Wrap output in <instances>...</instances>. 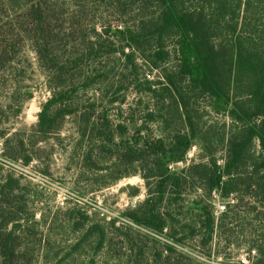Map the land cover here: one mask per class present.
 <instances>
[{
    "label": "rangeland",
    "instance_id": "374dc122",
    "mask_svg": "<svg viewBox=\"0 0 264 264\" xmlns=\"http://www.w3.org/2000/svg\"><path fill=\"white\" fill-rule=\"evenodd\" d=\"M29 1L0 0V41L11 33L13 29L9 28L10 25H16L17 17ZM57 3L63 5L62 28L67 32L63 43L65 55L70 57L73 51L72 56L74 53L83 56L76 68L72 64L74 58H71L67 79L77 90L78 99H82L83 110L89 109L85 102L90 99V102L95 101V116H101L107 110L113 127L118 123L126 127L122 133V143L130 147L126 155L132 159L139 155L140 150L147 151L141 145L149 138L163 136L166 139L171 132L182 131L181 126L175 127L171 121L157 124L143 119L148 98L137 93L142 95L143 100V105L137 106L138 96L130 84L133 67L125 63L122 54L104 53L98 57L91 54L92 47L88 48L91 41L96 39L93 33L95 24L107 28L123 25L134 28L138 17L137 7L132 6L130 0H50L56 13L54 7ZM189 5L194 9L202 3L194 0ZM204 14L213 23V28H218L212 35L214 45L231 48L239 38L246 48L257 51L264 58V0H216ZM71 30H79L73 38ZM74 40L77 41L75 49ZM7 43L20 55L17 65H12L9 78H2L0 69V103L7 102L6 93L10 94L14 90L22 96L29 94L30 98L25 100L19 117H15L11 110L5 117L0 116V119H8L9 124L5 127L22 136L29 134L37 123V115L50 93L28 40L20 42L13 39ZM165 47L173 52L175 39H166ZM124 52L128 53L129 49L125 48ZM175 61L172 54L162 70L173 72ZM136 64L139 68L138 80H158L156 73L149 72V65L138 56ZM15 68L18 72L13 75ZM10 79H14L13 86L5 91L1 84ZM243 85L235 87V93H240L241 87L244 89ZM244 95L236 96L243 98ZM116 98L122 100V104L119 100L109 106L108 101ZM197 109L194 116L197 120L195 144L184 161L169 163L172 176L196 161L200 153L217 161V165L222 168L228 133L237 130L226 106L217 108L212 100L202 99ZM92 143V164H89L85 158ZM92 143L89 134L80 140L72 124L67 123L58 138L50 137L39 142L36 148H27L23 157L34 158L27 166L22 160L12 162L4 159L0 143V193L3 191L0 196V236H6L17 226L12 246L15 255L13 264H155L152 254L161 251L163 244L183 254L182 258L177 257L180 264H264V220L257 219L249 225L251 216L241 211V215H246L248 220L244 225L234 223L229 226L231 234L227 238L224 228L218 226V218L223 213L217 216L214 212L215 204L219 202L228 209L237 204V199L239 201L241 198L244 205L250 203V198L243 194H230L223 198L219 191H214L215 195L220 193L219 196H214V192L211 194L209 199L214 234L209 245L204 246L199 237L200 231H205V222L201 223L205 217L199 219L197 215L202 213L199 204L208 198L198 182L187 180L180 187L175 184L172 186V179L170 186L165 189L162 204L157 208L165 215L166 221L162 234L158 235L126 217L147 198L153 201L151 204L159 199V179L153 178L151 174V170L156 167L155 155L145 152L138 160L130 162L119 159L123 154L119 149H113L112 152L103 150L110 146L98 136L92 138ZM136 143L141 144L137 146ZM12 146L15 147V144ZM259 156L261 151L254 141L247 152L245 167L240 169L245 173L242 176L245 177ZM253 205L257 207L255 213L262 214L264 219L261 206ZM103 230L106 240L98 248L100 232ZM193 230L198 233L194 238L191 237ZM152 239L159 244H155ZM253 243L258 244L262 251L255 249L256 252L251 253Z\"/></svg>",
    "mask_w": 264,
    "mask_h": 264
},
{
    "label": "trees",
    "instance_id": "16d2710c",
    "mask_svg": "<svg viewBox=\"0 0 264 264\" xmlns=\"http://www.w3.org/2000/svg\"><path fill=\"white\" fill-rule=\"evenodd\" d=\"M192 1L194 2V0H130L131 5L137 7L138 17L135 27L123 25L107 28L105 25L95 24L93 33L96 39L94 42L91 41V46L88 48L92 47L91 54L98 57L104 53L106 55L120 53L126 60L125 63L133 67L130 84L135 88V94L138 96L137 106L143 105L142 95L148 98L144 110L145 121L157 122V124L171 121L175 127H182V131L175 130L166 139L163 136L149 138L141 145L147 149L145 152L155 155L156 167L151 170V174L153 178L159 179L157 186L159 199L155 204H151L153 201L147 198L136 211L126 217L138 226L160 235L166 221L165 215L157 208L162 204L163 194L167 186H170L171 180L173 179L172 186L175 184L180 187L187 180L198 182L208 198L203 199L199 204L202 213L197 217L199 219L205 217L201 223L205 222L206 226L204 232L200 231L199 240L204 246H208L214 234V218L210 211L209 199L214 191H219L223 198H227L230 194H243L251 199L250 203L244 205L241 198L239 201L237 199V204L228 208L218 218V226L224 228L227 238L231 234L228 227L234 223L244 225L248 220L246 215L251 216L249 225L254 220H264L262 214L255 213L257 207L253 205L259 204L264 210V58L257 51L246 48L239 38L233 42L231 48L214 45L212 35L218 28H213V23L207 20L204 11L216 0H200L202 5L194 9L189 5ZM62 6L56 4L54 7L56 13L50 0H30L17 17L16 25H10L9 28L13 29L11 33L0 41L2 78H9L13 70L12 65H17L20 55L7 42L13 39L20 42L28 40L45 75L50 93V97L41 106L37 115V123L29 134L25 133L21 136L17 131L12 132L10 128L5 127L9 124V120L0 119V143L3 149L1 156L12 162L22 160L27 166L34 159L32 156L23 157L22 154L28 151L27 148H36L39 142L50 137L58 138L65 125L70 123L80 140L89 134L92 143V138L98 136L110 146V148H102L103 150L112 152L113 149H119L123 153L119 159L134 162L145 152L140 150L139 155L132 159L130 155H126L125 152L130 151L129 144L122 143L124 140L122 133L126 131V127L121 123L113 127L107 110L101 116H95V101L90 102V99L85 102L89 109L83 110L82 99L81 101L78 99L77 90L67 79L71 58H74L72 64L76 68L83 60V56L76 53L72 56L73 51L70 57L65 55L63 43L67 32L62 28L64 24ZM149 10L152 12L149 13ZM72 24L76 25V23ZM78 31L71 30L72 38ZM169 38L175 39L173 52L165 47V40ZM76 44L77 41L74 40L73 49L76 48ZM125 48L129 49L128 53L124 52ZM172 54L176 60L175 69L168 73L162 70V66L169 62ZM137 56L149 65V72L156 73L158 78L156 82L149 79L138 80ZM17 72L18 69L15 68L13 75ZM13 82L14 79L5 80L1 86L6 91L13 86ZM241 85L244 89L241 87V92L235 93L234 88ZM17 92L14 90L11 95L6 93L8 101L0 103V116L5 117L11 110L15 117L21 115L24 102L30 98V95L22 96ZM242 93H245L243 98L236 96ZM202 99L212 100L217 108L226 106L232 122L237 126L236 131L228 133L223 167L220 168L217 161L208 159L200 153L196 161L172 176L169 163L184 161L188 150L195 144L193 142L197 120L194 116L198 111L196 106ZM119 100L111 99L108 105L112 106ZM120 102L122 104V100ZM139 132H142V129H139ZM254 141L259 145L261 156L253 161L250 171L246 172L244 177L242 175L245 173L240 169L245 167L247 152ZM13 144L15 147L12 146ZM140 144L136 143L137 146ZM93 149L92 143L85 158L89 164H92ZM241 211H245V217L241 215ZM197 225L199 227V224ZM16 230L15 225L6 236H0V264H13L15 261L12 246L15 243ZM197 235V231H191L192 238ZM105 237L103 230L100 232L98 248L104 245ZM152 240L155 244H159L157 240V243ZM176 242L181 243V241ZM251 248V253L262 251V248L255 243ZM163 252L166 254L163 255ZM177 257L182 258L183 254L167 244H163L161 251L152 254L155 264L160 262L180 264Z\"/></svg>",
    "mask_w": 264,
    "mask_h": 264
},
{
    "label": "built area",
    "instance_id": "2783aa9c",
    "mask_svg": "<svg viewBox=\"0 0 264 264\" xmlns=\"http://www.w3.org/2000/svg\"><path fill=\"white\" fill-rule=\"evenodd\" d=\"M193 146V145H192ZM191 146V147H192ZM190 147V148H191ZM190 151V149L188 150V152ZM188 152H187V154H188ZM187 154H186V156H187ZM220 194V193H219ZM219 194L218 195H215V192L213 193V195L214 196H219ZM227 211V207H226V205H224V204H222L221 202H219V203H217V204H215V214L218 216V215H220V214H222V213H225Z\"/></svg>",
    "mask_w": 264,
    "mask_h": 264
}]
</instances>
